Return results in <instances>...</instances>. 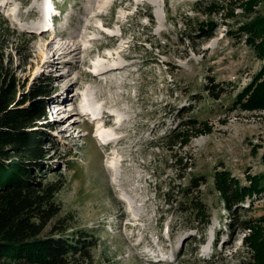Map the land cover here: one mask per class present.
I'll use <instances>...</instances> for the list:
<instances>
[{
	"label": "rangeland",
	"instance_id": "rangeland-1",
	"mask_svg": "<svg viewBox=\"0 0 264 264\" xmlns=\"http://www.w3.org/2000/svg\"><path fill=\"white\" fill-rule=\"evenodd\" d=\"M198 1L0 0V60L24 91L49 75L51 100L64 104L61 112L51 110L55 103L47 110L57 122L41 171L63 185L54 197L60 210L44 232L80 233L90 256L84 264L247 262L245 230L235 220L260 218L264 192L235 214L213 188L212 172L227 170L242 185L248 174L264 172V110L232 104L236 90L263 70L239 26L264 14V0L252 13L241 6L235 17H225V8L214 13L209 38L198 30L207 19L195 9ZM65 41L78 49L59 56L57 44ZM99 67L105 71L96 75ZM214 82L217 98L203 91ZM87 108L99 117L86 120ZM194 116L211 130L174 142L182 121ZM106 136L117 144L105 145ZM190 177L206 183L186 197L181 189ZM187 199L206 205L208 221ZM75 259L82 262L79 253Z\"/></svg>",
	"mask_w": 264,
	"mask_h": 264
},
{
	"label": "trees",
	"instance_id": "trees-1",
	"mask_svg": "<svg viewBox=\"0 0 264 264\" xmlns=\"http://www.w3.org/2000/svg\"><path fill=\"white\" fill-rule=\"evenodd\" d=\"M261 1L196 2V11L207 16L205 22L201 21L205 24L198 27L200 36H213L216 27L212 18L214 13L225 8V17H235V7L239 6L243 8V12L252 13ZM234 3L239 4L233 6ZM201 4L203 7H200ZM0 24L3 25V22ZM239 29L246 35V42L255 55L264 59V14L256 13L243 21ZM262 65V71L236 90L233 105L247 111L264 110V64ZM24 88L25 84L21 83L10 66L0 60V264H84L83 259H89L90 256L85 251L88 246L83 242L85 240L78 243L80 233L75 238L74 233L71 237H66L62 228L44 232L60 210L54 197L63 185L60 179L48 181L44 171H41L45 169L44 161L50 154L46 149V138L57 122L45 120L47 104L51 103L50 96L55 90L51 86V77L42 74L29 85L27 91ZM218 88L220 84L214 82L203 91L217 98L222 93H215ZM181 125L184 130L174 136V142L179 141L181 144L211 130L208 122L199 121L196 116L186 118ZM261 159L264 163V147ZM203 177H190L188 186L181 189L186 197L193 186L200 182L206 183ZM212 178V186L224 202L225 208L235 214L237 208L242 209L246 198L252 200L253 196L264 192V172L248 174L247 185L240 184L227 170H214ZM188 203L189 199L185 204L189 205ZM190 205V210L196 217L203 222L208 221L204 203L197 201V204ZM235 222L245 230L243 243L248 254L246 264H264V214L258 219ZM76 253L81 255L82 262L75 259Z\"/></svg>",
	"mask_w": 264,
	"mask_h": 264
},
{
	"label": "bare ground",
	"instance_id": "bare-ground-1",
	"mask_svg": "<svg viewBox=\"0 0 264 264\" xmlns=\"http://www.w3.org/2000/svg\"><path fill=\"white\" fill-rule=\"evenodd\" d=\"M61 21H62V19H60L58 22H61ZM63 29H64V26L61 28L60 31H62ZM41 33H42V31H41ZM39 39H41V38H39ZM110 39H113V36H110ZM77 49H78V46H70L69 42H66V41L63 44H57V48H56L57 53H58L59 56H65L68 53L77 51ZM54 57H55V55L53 54L52 58H54ZM121 66H122V64L116 65V66H112V67H108L107 70H112L114 68L121 67ZM104 71L105 70H103V68L99 67V71L96 72V75L101 73V72H104ZM94 76H95V74H94ZM58 77H61V75H59ZM62 100H65V97H62ZM58 105L60 107H59V110L57 112H61L64 104L61 103V104H58ZM53 109L54 110L56 109L55 104H54V108ZM87 111L90 114H92V116H97L96 112L94 110H91V108H87ZM52 115H54V112H52ZM54 118H56V117H54ZM113 121H114V124L117 125V126H121V124H122V122L119 119L115 118V117H114ZM102 141L104 142L105 145H109V144H112V143L117 144V142H118L116 139H113L112 137L110 138L109 136L102 137ZM165 261H168V259L165 260Z\"/></svg>",
	"mask_w": 264,
	"mask_h": 264
}]
</instances>
